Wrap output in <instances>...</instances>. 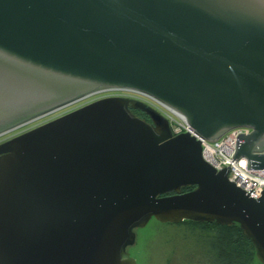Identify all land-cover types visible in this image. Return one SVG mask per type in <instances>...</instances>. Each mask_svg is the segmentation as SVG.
<instances>
[{
	"label": "water",
	"instance_id": "water-1",
	"mask_svg": "<svg viewBox=\"0 0 264 264\" xmlns=\"http://www.w3.org/2000/svg\"><path fill=\"white\" fill-rule=\"evenodd\" d=\"M111 92L167 106L208 142L249 129L231 158L264 171V0H0V137ZM151 219L236 224L264 264V200L138 99L0 143V264H135L126 249Z\"/></svg>",
	"mask_w": 264,
	"mask_h": 264
},
{
	"label": "rangeland",
	"instance_id": "rangeland-1",
	"mask_svg": "<svg viewBox=\"0 0 264 264\" xmlns=\"http://www.w3.org/2000/svg\"><path fill=\"white\" fill-rule=\"evenodd\" d=\"M100 95L86 98L53 112L12 133L16 135L48 122L96 100L95 97ZM184 226L188 224H160L151 219L145 227L135 230L134 243L128 247L127 253L135 264H215L212 255L207 252V246L211 244L209 236L212 233H202L204 228L192 229ZM252 264L258 263L253 261Z\"/></svg>",
	"mask_w": 264,
	"mask_h": 264
},
{
	"label": "built area",
	"instance_id": "built-area-1",
	"mask_svg": "<svg viewBox=\"0 0 264 264\" xmlns=\"http://www.w3.org/2000/svg\"><path fill=\"white\" fill-rule=\"evenodd\" d=\"M133 96L132 98L142 101L167 121L171 136L188 133L197 140L201 146L202 160L215 172L225 170L227 181L240 189L249 199L264 200V171L246 170L244 159L235 161L231 158L235 150V137L237 134H249V129H232L215 142H208L195 134L188 127L185 118L174 110L154 100ZM262 153L264 154V151Z\"/></svg>",
	"mask_w": 264,
	"mask_h": 264
},
{
	"label": "trees",
	"instance_id": "trees-1",
	"mask_svg": "<svg viewBox=\"0 0 264 264\" xmlns=\"http://www.w3.org/2000/svg\"><path fill=\"white\" fill-rule=\"evenodd\" d=\"M190 189L189 187L183 188L181 192ZM179 224L216 227L217 232L213 241L216 245L215 256L218 258V264H252L253 261L257 262L250 242L242 235L236 224L230 227L206 223H193L190 221H183Z\"/></svg>",
	"mask_w": 264,
	"mask_h": 264
},
{
	"label": "flooded vegetation",
	"instance_id": "flooded-vegetation-1",
	"mask_svg": "<svg viewBox=\"0 0 264 264\" xmlns=\"http://www.w3.org/2000/svg\"><path fill=\"white\" fill-rule=\"evenodd\" d=\"M108 96H124V97H129V98H132V97H134L132 94H128V93H116V92H111V93H105V94H102V95H100V96H97V97H95V99H99V98H102V97H108ZM94 101V100H93ZM129 111L136 117V118H138V119H140L141 121H143V122H145V123H147V124H151L150 123V120L148 119V117L145 115V114H143V113H141L140 111H137V110H133V109H129ZM19 133V132H18ZM11 134L13 135V133H10L8 136H2V137H0V143L1 142H3V141H5V140H7L8 138H9V136H11ZM184 227H188V228H192V229H194V228H204L203 230H202V233L203 232H205V233H207V232H211L212 233V235L211 236H209L210 237V239H211V242H209V243H211V244H209L208 246H207V252L208 253H210L211 255H212V260L214 261V263L215 264H218V258L215 256V254H216V245H215V243H214V241H213V238H214V236H215V234H216V232H217V229H216V227H211V226H208V225H203V226H190V225H188V226H184ZM134 235H135V230H134ZM128 249V248H127ZM127 249H126V252H127Z\"/></svg>",
	"mask_w": 264,
	"mask_h": 264
}]
</instances>
